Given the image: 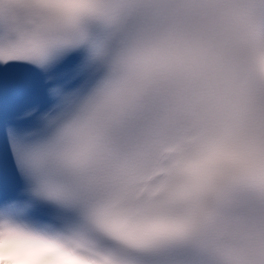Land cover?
Here are the masks:
<instances>
[{
	"label": "snow or ice",
	"instance_id": "1",
	"mask_svg": "<svg viewBox=\"0 0 264 264\" xmlns=\"http://www.w3.org/2000/svg\"><path fill=\"white\" fill-rule=\"evenodd\" d=\"M0 264H264V0H0Z\"/></svg>",
	"mask_w": 264,
	"mask_h": 264
}]
</instances>
